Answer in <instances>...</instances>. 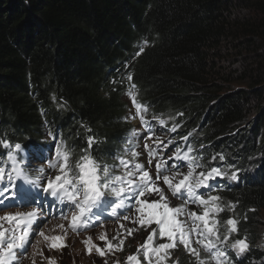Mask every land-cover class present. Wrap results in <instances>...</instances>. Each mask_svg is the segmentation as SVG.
<instances>
[{"label":"trees","instance_id":"1","mask_svg":"<svg viewBox=\"0 0 264 264\" xmlns=\"http://www.w3.org/2000/svg\"><path fill=\"white\" fill-rule=\"evenodd\" d=\"M131 84L174 152L190 146L201 163L240 170L216 182L212 195L237 204L217 219L235 216L230 239L247 237L234 264H264V0H0V139L26 146L18 159L32 176L27 155L54 143L49 132L73 164L90 135L91 155L117 164L132 145Z\"/></svg>","mask_w":264,"mask_h":264},{"label":"snow or ice","instance_id":"2","mask_svg":"<svg viewBox=\"0 0 264 264\" xmlns=\"http://www.w3.org/2000/svg\"><path fill=\"white\" fill-rule=\"evenodd\" d=\"M143 43L147 45L148 41L144 40ZM143 51L144 48L141 47L136 55ZM127 79L131 81L132 76L129 75ZM134 89L135 85L131 84L127 95L132 98L135 116H138L144 126V134L141 136L139 131L133 130V135L145 140L148 165L152 166L155 160L154 176L143 163L138 162L140 153L134 148L130 149L131 159L117 157L118 163L115 165L99 162L90 152L92 145L99 143L91 135L87 138L88 148L81 150L82 154L73 164L72 151L64 142L56 143L55 134L49 132L54 143L34 145V150L28 153V163L32 159L47 160V168L36 169L33 177L25 170L23 161L18 159V153L24 151L26 146L20 143L13 145L6 139H0V146L6 150V158L0 159V209L30 203L36 205L28 212L0 216V264H19L17 253L26 254L34 235L50 241L49 250L66 247V233L64 237H48L43 231L36 233L34 230L46 219L43 212L53 215L58 210L60 217L67 219L65 208L77 210L68 225L73 231L93 226V221L100 222L105 217L120 219L121 211H134L133 216L122 217L124 221L137 225L136 228H125L121 224L120 228L126 236H131L141 227L151 228V231L144 244L138 246L137 254L129 255L125 264H141L140 252H143L146 264H169V261L171 264H179L178 259H172V250L178 246H182L193 258L194 264H234L229 252H234L240 258L250 250L246 236L230 239L239 231L240 221L235 216H230L223 223L217 219L225 210L234 211L237 204L231 201L224 204L221 196L212 195V192L219 191L222 187L216 183L218 180L237 181L240 170L234 165H228V169H231L229 172L223 166L201 163V158L192 154L194 150L190 146L186 151L177 148L172 156L165 159L160 151L173 144V141L169 140L167 144L163 141L154 145L148 143L153 137V128L145 118L147 106L137 101ZM153 120H158L160 125L165 124L163 119L153 117ZM177 127L178 124L174 125L171 131L174 132ZM182 139L187 140V137ZM46 148L50 149L47 156ZM212 159L223 161L224 157L221 155ZM173 160L179 163L168 167ZM183 166L187 167V172L178 171ZM117 168L120 169L119 174L114 170ZM49 170H54L57 174L54 177L47 175ZM161 182L165 187L161 186ZM153 194L158 198L148 200L147 197ZM169 195L183 202L173 207L170 205ZM189 205H196L201 211L198 213L190 210ZM59 227L63 229L65 226ZM221 228L224 229L223 232ZM157 238L165 242L157 244ZM98 239L104 241V248L96 245L91 237L82 241L87 254L90 255L95 249L98 255L104 257L123 250L124 238L119 233L112 240L106 234L100 235ZM116 240L119 243L113 242ZM201 252L207 255L202 257ZM36 254L33 253V264ZM39 254L43 256L42 251ZM49 264H55V261L49 259ZM105 264H108L107 260ZM114 264L120 262L117 260Z\"/></svg>","mask_w":264,"mask_h":264},{"label":"rangeland","instance_id":"3","mask_svg":"<svg viewBox=\"0 0 264 264\" xmlns=\"http://www.w3.org/2000/svg\"><path fill=\"white\" fill-rule=\"evenodd\" d=\"M129 87L125 89V92L123 93L122 100L125 101L127 106L126 111V119L129 120L133 126V130H137L141 133V136L144 134L143 129L144 126L141 124L138 116H135L136 109L132 102V98L127 95ZM133 94L135 95V92L133 90ZM135 116V118H133ZM153 117H156L154 114L150 113L147 110V113H145V118L150 122L152 128H153V137L151 140L148 141L150 145H154L158 141H163L165 144L169 140H171L174 137V134L170 132V130L167 128V126L160 125L158 123V120H153ZM158 118V117H157ZM141 136H134L133 132L130 137V141L132 143L131 145H127L126 148L129 149L127 152L126 150L121 152L122 155H125L126 158L131 159L130 156V149H135L137 152L140 153V156L138 157V162L143 163L146 168L150 171V173L155 175V160L153 161V165L149 166L147 163L148 157L147 152L144 148L145 140L141 138ZM174 153V143L171 145H168L166 148H163L160 151V154L167 159L168 157L172 156ZM120 154V155H121ZM47 156V155H45ZM27 166H29L31 169L36 172L37 166H42L47 168V160H39V159H32L31 163H28V156H27ZM172 164H175V161H170L167 165L168 167H171ZM118 172H120V169L117 168ZM180 172H184V166L180 167L178 169ZM57 173L54 170H49L47 172V175L55 176ZM167 174V173H166ZM161 186L165 187L162 182ZM166 194L167 189L165 188ZM158 197L153 194L151 196H148V200H154ZM170 205L175 207L179 204H181L183 201L180 199L173 198L169 195ZM36 207L35 204H26L24 206H11V207H4L0 209V216H3L7 213H16V212H28L31 211L32 208ZM63 207V206H61ZM190 210L200 212L201 209L198 208L196 205H189ZM65 213L67 215V219H62L60 215L58 214V210H56L57 214L49 215L48 212H43V215L46 217L43 223L40 224L39 228H35V232L39 233L40 231H43L46 236L48 237H55V236H61L64 237L66 233V244L67 246L57 250L52 249L49 250L48 244L50 241H45L43 237L39 235H34L31 237V246L27 248L26 254L23 253H17V256L19 257V264H33V253L36 252L35 255V264H49V259H52L55 261V264H105V260H107L108 264H114L115 261H119L120 264H125L126 258L129 255L137 254V248L140 245H143L145 242V239L149 235V232L151 231V228L145 229V228H139V230L135 231L131 236H126V233L123 232L120 228V225L123 224L125 228H136L137 225L132 224L128 221H124L122 217L124 215L133 216L134 211H121L119 213L120 219L113 218V217H105L102 218L100 222H93V226H89L85 229H81L79 231H73L71 228L68 227L72 215L77 214L76 209H67L65 208ZM59 225H64L65 227L62 229L59 227ZM5 227H8L7 224H5ZM155 227V225H153ZM119 233L121 238H124V244H123V250L115 252L114 255L108 254L104 257L98 255L93 249L92 253L89 255L87 254V249L84 243V241L87 237H91L92 241L99 245L101 248L105 247L104 241H101L98 239V237L102 234H106L107 238L109 240H112L114 236H117ZM126 237V238H125ZM114 243H119V240L113 241ZM164 240L156 239L155 243H163ZM59 243V241H57ZM263 244H264V237H263ZM42 251L43 256L39 254V252ZM204 252H201V256L204 257ZM139 258L141 260V264H146L144 262L143 252L139 253ZM172 259L179 261V264H187L189 260H191V263L194 264L193 258L187 254L182 246H178L176 249L172 250ZM169 264H171V261H169Z\"/></svg>","mask_w":264,"mask_h":264}]
</instances>
